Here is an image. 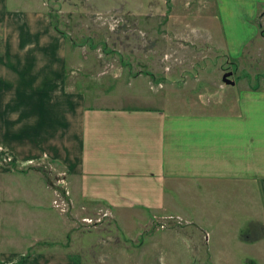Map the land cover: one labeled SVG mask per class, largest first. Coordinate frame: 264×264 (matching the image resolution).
Wrapping results in <instances>:
<instances>
[{"label":"rangeland","instance_id":"obj_1","mask_svg":"<svg viewBox=\"0 0 264 264\" xmlns=\"http://www.w3.org/2000/svg\"><path fill=\"white\" fill-rule=\"evenodd\" d=\"M262 7L264 3L257 0H0V183L8 175L10 188H15L16 178L32 173L43 189L40 201L47 203L34 222L44 238L28 228L42 242H31L33 246L16 242L12 249L21 250L25 258L35 253L46 256L45 264H264V242H257L252 217L238 230L246 216L226 213L239 200L227 199L223 183L211 184L207 190L196 188V194L189 197L178 194L181 198L176 196V204L189 217L171 214L167 220L158 215L142 219L133 214L125 226L117 221L114 210L113 216L95 203L72 199L70 211H63L57 202L62 191H68L65 178L62 186L50 182L54 173L64 176L62 168L32 158L29 161L40 162L41 168L31 169L29 161L17 165L3 146V133L15 124L14 110L3 113L9 101L15 102V88L3 87V80L14 76L8 69L22 48L23 38L17 39L22 33H35L34 41L40 45L50 41V34L63 36L67 51L64 78L79 81L73 83L74 89L102 92L109 96L104 101L114 105H151L159 98L147 82L152 86L166 80H182L187 85L200 82L196 88L201 92L186 95L195 99L192 96L207 93V89L222 91L224 73L230 72L228 80L264 79ZM24 57L18 55L20 60ZM208 99L211 105L220 102L224 109L226 99L224 103L218 93L214 98H200L199 107L204 109ZM6 166L10 173L3 174ZM249 188L243 203L257 210L259 218L264 199ZM33 202L26 199L28 211L34 208ZM28 211L20 217L30 221ZM194 211L200 212L198 227L196 220L190 221ZM47 213L53 233L44 227ZM225 216L240 221L225 230ZM175 217L189 224H178ZM48 236L56 238L55 242H48Z\"/></svg>","mask_w":264,"mask_h":264},{"label":"crops","instance_id":"obj_2","mask_svg":"<svg viewBox=\"0 0 264 264\" xmlns=\"http://www.w3.org/2000/svg\"><path fill=\"white\" fill-rule=\"evenodd\" d=\"M62 37L50 34L46 45L35 42L32 32L17 37L23 38L22 48L8 69L14 76L3 80V87L15 88L14 104L9 101L3 111L14 110L15 124L3 133V146L16 164L31 158L54 162L64 172L71 199L95 203L112 215L114 210L125 226L133 214L142 219L189 217L176 204V196L189 197L196 188L207 190L211 184L223 183L227 199L239 200L236 206L231 202L226 213L246 216L238 230L250 215L257 242H264V209L257 218V210L243 203L248 186L264 199V79L232 78L231 83H223L222 91L207 89L192 96L195 99L186 95L201 92L196 88L200 82L166 80L157 86L147 82L159 98L157 104L114 105L104 101L107 94L74 89L73 83L79 81L64 78L67 51ZM20 53L27 57L20 60ZM217 93L224 103L226 99L224 109L220 102L211 105L210 99L204 101V109L199 107L200 98H214ZM10 169L3 167V174ZM9 182L7 175L0 183V264H45L46 256L35 253L25 258L21 250L12 249L16 242L33 246L31 242L44 238L34 223L37 212L47 205L40 201L42 186L32 173L16 178L15 188ZM27 198L34 200V210L28 211ZM26 211L30 221L20 217ZM192 214L190 221L200 226V212ZM49 215L44 227L51 233L54 224ZM224 221V229L229 230L240 220L225 216ZM28 228L41 238L36 240ZM48 237V242H55ZM64 237L71 242L69 235Z\"/></svg>","mask_w":264,"mask_h":264},{"label":"built area","instance_id":"obj_3","mask_svg":"<svg viewBox=\"0 0 264 264\" xmlns=\"http://www.w3.org/2000/svg\"><path fill=\"white\" fill-rule=\"evenodd\" d=\"M28 164H30V168L31 169H33V170H35V169H37V168H41V164H40V162L39 163H37V162H31V161H29L28 162ZM49 174H51V173H49ZM63 179H64V177H63V174L62 173H60V172H58V173H54L53 175H52V177H51V179H50V182H52V180H53V182L54 183H56L57 185H61V183L63 182ZM64 184V183H63ZM62 186V185H61ZM66 190V189H65ZM69 194H68V192L67 191H62V195H59V200H58V202L57 203H60V204H62L63 206H64V209H63V211H70V207L72 206V199L68 196ZM60 201V202H59ZM55 206V205H54ZM105 214H103V216H104ZM161 219H163V220H167L168 218H170V216H161L160 217ZM175 219H176V222L178 223V224H180V223H185V224H189V222H186V220H181L179 217H175ZM83 220H85V219H83ZM99 219H94V222H96V221H98ZM165 222V221H164ZM163 226V224H160L159 225V227L161 228Z\"/></svg>","mask_w":264,"mask_h":264},{"label":"water","instance_id":"obj_4","mask_svg":"<svg viewBox=\"0 0 264 264\" xmlns=\"http://www.w3.org/2000/svg\"><path fill=\"white\" fill-rule=\"evenodd\" d=\"M229 73H230V72H228V73H224V74L222 75V77H221L222 82H224V83H231V82L228 80V78H227V76L229 75Z\"/></svg>","mask_w":264,"mask_h":264}]
</instances>
